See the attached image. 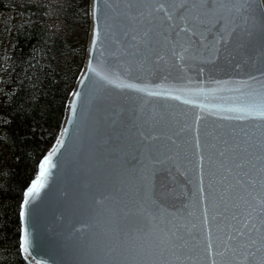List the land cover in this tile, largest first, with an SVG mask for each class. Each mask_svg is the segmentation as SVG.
Masks as SVG:
<instances>
[{"label":"snow or ice","instance_id":"obj_1","mask_svg":"<svg viewBox=\"0 0 264 264\" xmlns=\"http://www.w3.org/2000/svg\"><path fill=\"white\" fill-rule=\"evenodd\" d=\"M101 7L96 0L92 52L99 50L100 60L90 62L89 71L102 87L114 86L107 99L119 89L124 102L141 101L138 110L115 105L120 110L108 143L123 178L102 180L93 193L96 205L115 208L112 236L121 244L123 264H264V0H106L103 30ZM238 56L260 63V79L181 76L184 83L175 85L132 78L134 68L150 71L153 60L175 59L185 72L186 61L199 60L198 75L233 64L248 67ZM74 95L79 101L81 93ZM147 97L192 106L191 122L186 115L173 128L163 115L147 114ZM209 117L223 120L210 124ZM162 136L174 146L161 142ZM51 157L44 158L28 197L44 186ZM27 210L25 199V218ZM92 226L81 223L82 229ZM22 247L27 253V222Z\"/></svg>","mask_w":264,"mask_h":264},{"label":"water","instance_id":"obj_2","mask_svg":"<svg viewBox=\"0 0 264 264\" xmlns=\"http://www.w3.org/2000/svg\"><path fill=\"white\" fill-rule=\"evenodd\" d=\"M106 0H100V23L103 30L104 9ZM108 3H123L124 0H107ZM165 2V0H159ZM96 0H90V31L85 62L76 80L65 111V117L59 135L51 149L42 158L52 153L50 166L47 167V175L44 178V186L34 197H28L27 189L32 186L41 172L39 171L30 185L24 190L20 206V250L30 264H123L124 257L120 254L121 244L112 236L113 212L115 208L106 204L100 207L95 204L93 195L98 182L102 180L118 181L120 175L119 162L111 153L108 143V133L111 121L115 119L114 113L120 110L118 104L124 109H139L141 101L130 99L124 102L119 97L121 90L115 89L116 96L112 100L107 99L108 93L114 86L102 87L99 77H93L90 73L89 63H97L100 60L99 50L92 52L94 40L93 27L97 14L94 9ZM258 15V13H256ZM99 49V45L97 46ZM222 51V50H221ZM237 62L248 67L237 69L235 65L220 71L198 75L199 60H188V70L168 59L151 61L150 71L140 72L135 68L132 78L141 82L145 77L153 84L161 82L181 85L184 76L193 81L219 79L232 80L247 79L248 75L260 79V63L253 59L252 63L244 56L236 57ZM169 63L173 66L169 67ZM147 67V66H146ZM121 75H124L121 72ZM167 77V79H165ZM192 86H196L195 83ZM212 87L211 84H205ZM131 95V91L127 90ZM81 93L79 101L74 93ZM145 96L146 94H140ZM226 95V94H225ZM115 101V103H114ZM76 105V115H72V106ZM192 106L185 105L183 101H176L164 97H147L145 112L160 116L168 121L173 128L176 122L183 124L185 116L191 122L193 113L187 112ZM198 111V109H196ZM223 120V117H209V123ZM237 127L244 126L242 122H231ZM251 127V124L248 125ZM166 130V129H162ZM134 131V130H133ZM125 135L130 133L125 131ZM161 142L172 145L165 137ZM131 140L125 142L122 147L127 150ZM207 167V166H206ZM194 179V177H190ZM183 182V181H182ZM180 200L187 204V198L180 195L182 189L179 184H173ZM191 187V186H189ZM28 199L27 218L21 215L24 211V200ZM98 213V214H97ZM27 222L29 233V250L23 251L24 227ZM81 223H90V229H82Z\"/></svg>","mask_w":264,"mask_h":264},{"label":"trees","instance_id":"obj_3","mask_svg":"<svg viewBox=\"0 0 264 264\" xmlns=\"http://www.w3.org/2000/svg\"><path fill=\"white\" fill-rule=\"evenodd\" d=\"M24 3L28 23L15 28L0 0V264H30L20 250L23 192L59 135L90 31V0Z\"/></svg>","mask_w":264,"mask_h":264},{"label":"rangeland","instance_id":"obj_4","mask_svg":"<svg viewBox=\"0 0 264 264\" xmlns=\"http://www.w3.org/2000/svg\"><path fill=\"white\" fill-rule=\"evenodd\" d=\"M29 1V0H8L11 10L9 13V21L11 23V25L15 28H19L22 27L24 24L28 23L26 22L25 18H24V12L22 10H19V8L17 7V5H19L20 3H22L23 5H25L24 2ZM54 18L53 14L50 13V16L48 18V21H52Z\"/></svg>","mask_w":264,"mask_h":264}]
</instances>
